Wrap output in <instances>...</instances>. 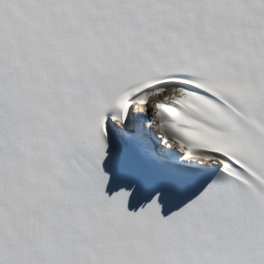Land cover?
Wrapping results in <instances>:
<instances>
[{
  "label": "snow or ice",
  "instance_id": "obj_1",
  "mask_svg": "<svg viewBox=\"0 0 264 264\" xmlns=\"http://www.w3.org/2000/svg\"><path fill=\"white\" fill-rule=\"evenodd\" d=\"M0 264H264V0H0Z\"/></svg>",
  "mask_w": 264,
  "mask_h": 264
}]
</instances>
